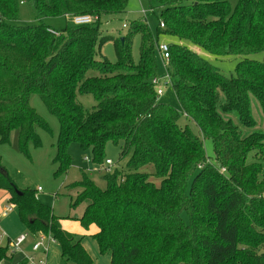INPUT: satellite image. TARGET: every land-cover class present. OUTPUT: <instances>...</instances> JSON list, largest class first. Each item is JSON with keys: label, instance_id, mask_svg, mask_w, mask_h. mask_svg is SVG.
Instances as JSON below:
<instances>
[{"label": "trees", "instance_id": "obj_1", "mask_svg": "<svg viewBox=\"0 0 264 264\" xmlns=\"http://www.w3.org/2000/svg\"><path fill=\"white\" fill-rule=\"evenodd\" d=\"M128 1L0 0V143L15 133L23 152L40 144L36 128L48 127L31 106L33 95L59 123L55 178L71 166V143L95 163L107 142L122 143L125 170L102 173L103 188L83 170L67 185L76 190L69 207L82 210L65 218L96 226L92 237L109 264H264V128L252 114L254 100L264 117V61L243 58L225 75L189 47L213 56L264 52V0H152L151 13L159 9L155 33L145 16L119 37L102 35V20L125 13ZM21 2L39 17L95 21L20 26ZM159 35L175 41L165 71L182 112L160 102L151 83ZM106 42L115 61L96 57ZM79 95H90L95 106L85 109ZM181 116L199 135L179 125ZM203 139L211 141L215 166ZM0 190L27 231L53 238L64 264H94L62 218L33 192L17 189L1 164ZM12 257L8 242L0 246V264Z\"/></svg>", "mask_w": 264, "mask_h": 264}, {"label": "rangeland", "instance_id": "obj_2", "mask_svg": "<svg viewBox=\"0 0 264 264\" xmlns=\"http://www.w3.org/2000/svg\"><path fill=\"white\" fill-rule=\"evenodd\" d=\"M151 5H153L152 0H129L125 13L111 18H104L102 20L100 27L101 34L119 37L125 34L129 27H133L139 21H142L145 16L147 26L153 33H155L158 26L156 16L159 14V9L155 8L153 13H151ZM17 24L20 26L44 24L55 29H59L64 27L66 24L71 25L72 23L70 18L67 17H39L29 4L21 2L19 4V21ZM123 24H125L126 27H123ZM162 42L168 45L175 43L173 39L167 36L159 35L158 43ZM189 47L199 53L208 62L219 68V70L225 75L233 74L237 63L243 58L259 62L264 61V52H258L244 57L236 55L213 56L196 47L190 45ZM138 49V41L135 39L132 43V58L135 61L138 59ZM100 56H105L108 60L115 61L113 46L110 42L103 44L100 52L96 55L97 58ZM157 77L162 81L167 80L165 62L160 58V56H157ZM158 100L174 107L179 112H182L174 90L170 85L166 86L162 95L158 97ZM77 101L88 110L92 109L96 104L90 95H79L77 96ZM30 102L31 106L44 120L48 128H36L40 144L37 146L29 144L26 152L21 151L18 146L15 133H13L9 143H0V164L5 168L17 189L29 190L33 192L37 200L42 204L49 206L55 216L74 217L75 214L79 215L82 210V205L75 209V211L69 207L70 201L73 197H75L76 190L68 189L67 185L71 182L79 180L80 172L83 170L94 180L97 186L103 188L104 181L101 180L99 176L103 173L101 166L104 164L106 159L111 160V168L125 170L126 158L122 159L120 157L122 143L120 142L118 144H114L112 142H107L104 146L102 163H95L92 161V157L88 151H83L77 143H71L67 148V152L72 159L71 166L66 173L55 178L53 176L54 166L51 164V160L56 151L59 123L57 118L47 110L44 103L38 96L33 95ZM252 114L255 119H257L258 124L264 128V117L254 100L252 102ZM178 123L180 126L187 124L193 133L199 135L196 126L190 123L184 116L180 117ZM203 146L207 162L215 166L211 141L203 139ZM189 180L190 183L192 177H190ZM38 188H40V190H38ZM6 195L5 191L0 190V201H6ZM183 218L187 221L185 214H183ZM0 219V234L4 233L5 236H9L13 240L20 233H25L27 236L26 243L28 245H25V243L23 248L25 252H30V245L33 243L32 235L34 234L27 231L25 225L20 221L17 208L9 214L7 220H4L5 216ZM5 221L8 222L5 224ZM81 229L87 233L89 231V229L86 230L83 227ZM5 236L0 238V246L7 244ZM80 237H82V240L86 239V243L89 242L92 246V250L95 253L90 255L92 256L94 264H109L108 257L99 253L98 248L96 247V242L91 234H82ZM88 251H90L89 247ZM259 252H264V244L259 248ZM21 259V255L19 253H15L13 254L11 261L6 264H17ZM60 264H64V262L61 261Z\"/></svg>", "mask_w": 264, "mask_h": 264}, {"label": "built area", "instance_id": "obj_3", "mask_svg": "<svg viewBox=\"0 0 264 264\" xmlns=\"http://www.w3.org/2000/svg\"><path fill=\"white\" fill-rule=\"evenodd\" d=\"M67 18H70V21L73 25L90 24L95 21V18L90 15L67 16ZM159 25L161 27L163 26L162 23H160ZM157 51L160 58L165 62L166 65L169 59V45L163 42L159 43ZM151 83L152 85H154L156 89L157 97L162 95L166 86L169 85L168 79L166 81H162L157 76L152 79ZM111 165H112L111 160L106 159L104 161V164L101 166L102 172L109 173L111 171ZM38 190H40V188H38ZM15 208H16L15 205L9 203L8 201L6 203H0V218L11 213ZM36 235L37 238L32 244V251L33 253L34 252L39 253V255L27 254L24 255V259L26 260L27 264H48L46 259L48 244L54 242V240L50 235H44L40 233ZM25 240H26V234H21L13 240L12 239L8 240L9 252L12 254L23 253L22 244L25 242Z\"/></svg>", "mask_w": 264, "mask_h": 264}, {"label": "crops", "instance_id": "obj_4", "mask_svg": "<svg viewBox=\"0 0 264 264\" xmlns=\"http://www.w3.org/2000/svg\"><path fill=\"white\" fill-rule=\"evenodd\" d=\"M6 196L7 197L5 199L8 198V195H6ZM5 202H7V200L6 201L5 200L4 201H0V203H5ZM9 214L5 215V219L4 220H7V218L9 217ZM58 217H61L62 218L60 220V222H59L60 225H61V227L64 230H66L67 232L75 235L76 237H79L81 239V244H82L83 248L86 250V252L89 255L90 254L91 255L94 254L95 252L92 250V246L90 245V243L89 242L86 243V239L85 240H82V237H80V235H82V234H87V235L89 234L90 235L91 234V236H92L97 231L96 226L90 225L88 228H86V230L89 229V231L87 233L86 231H84L83 229H81L82 227H81V225L79 224L78 221L72 220L70 218L67 219V218H65L66 216L65 217L64 216H58ZM7 222L8 221H5L4 223L6 224ZM0 224H1V219H0ZM3 226H4V224H3ZM19 233H20V231H19ZM21 234H25V233H20L19 235H21ZM19 235H17V236H19ZM77 235H79V236H77ZM3 236H5V234L4 233L3 234L1 233L0 234V238H2ZM5 237H6V240H7L6 242H8V240H11L12 239L9 236H5ZM32 237H33L32 242H34L36 240V238H37V235L34 234V235H32ZM25 243H26V240L22 244V251H23V253H19L21 255L22 259L24 258V255H27V254H36V255L38 254L39 255V253H35V252L33 253V251H32V244L33 243L30 245V252H25L24 251V248H23V245ZM25 245H28V244L26 243ZM88 247H89L90 251H88ZM96 247H97V244H96ZM91 255H90V257L92 258ZM105 256H107V255H105ZM107 257H108V261H109V256H107ZM46 259H47L48 264H60L61 263L62 260H61V256H60V248H59V246H58V244L56 242H51V243L48 244V251H47Z\"/></svg>", "mask_w": 264, "mask_h": 264}]
</instances>
